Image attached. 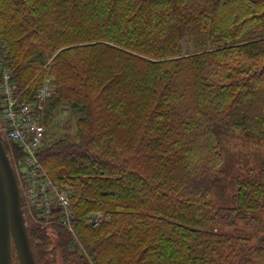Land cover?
Returning a JSON list of instances; mask_svg holds the SVG:
<instances>
[{"label": "trees", "instance_id": "1", "mask_svg": "<svg viewBox=\"0 0 264 264\" xmlns=\"http://www.w3.org/2000/svg\"><path fill=\"white\" fill-rule=\"evenodd\" d=\"M2 51L26 100L50 59L45 125L76 116L38 152L74 191L83 250L58 227L63 263L264 264V158L228 149L264 140V0H0Z\"/></svg>", "mask_w": 264, "mask_h": 264}, {"label": "built area", "instance_id": "2", "mask_svg": "<svg viewBox=\"0 0 264 264\" xmlns=\"http://www.w3.org/2000/svg\"><path fill=\"white\" fill-rule=\"evenodd\" d=\"M54 92V77L46 76L37 85L32 98L26 100L23 93L17 91L10 70L3 68L0 71V134L4 141L5 139L12 141L22 152L18 167L13 166L20 194L21 191H24L23 193L32 207L36 208L42 205L44 209L42 218L47 220H51L56 215L51 213L54 209V201L50 200V204H52L50 207L51 205L45 199L50 184H47L48 179L42 172L38 152L46 130L43 117L44 108ZM65 192L63 189L60 192L57 191L56 199L67 211L70 195ZM71 217L72 213L69 211L66 213V218L61 219L63 221L60 222L64 226L70 227ZM105 218L106 216L102 213L95 212L90 222L93 226H98Z\"/></svg>", "mask_w": 264, "mask_h": 264}, {"label": "rangeland", "instance_id": "3", "mask_svg": "<svg viewBox=\"0 0 264 264\" xmlns=\"http://www.w3.org/2000/svg\"><path fill=\"white\" fill-rule=\"evenodd\" d=\"M4 46V45H3ZM2 53H5V51H2L0 53V71L3 68H7L9 70V68L5 65V58L4 55ZM50 59H47L45 64L40 68V70L38 71V73L35 75V77H37L38 75L42 74V77L39 81V83H41V81L46 77V76H50ZM12 74V73H11ZM52 76V75H51ZM33 77V79L35 78ZM38 78V77H37ZM38 83V84H39ZM37 84V85H38ZM17 91L23 92L25 90V88L23 90H19V87H17V85L15 84ZM37 87V86H36ZM36 90V88H35ZM35 92V91H34ZM33 92V94H34ZM27 92H25L26 94ZM1 115V114H0ZM76 116L72 113H69V111L67 110H62L60 112L56 111L54 114H52L50 122L46 124V130H45V135H44V140L42 143V147H44L45 145L52 143L53 141H55L56 139H58L61 136H65L68 135L69 137H74L76 132H75V126H76V122L75 119ZM256 139L254 138H250L244 134H237L234 135L231 139H230V143L228 145V149L230 150V154H232V158H237L238 161H235V168L240 165V163L242 164H254V165H258L259 163L262 162V159L264 158V140H261V142H257L255 143ZM254 142V143H253ZM5 144V148L7 150V153L9 155V158L11 160V163L13 166H15L16 168L18 167L20 158H21V150L19 149V147L14 144L12 141L5 139L4 141ZM234 156V157H233ZM41 169L43 170L42 172L45 173L46 178L48 179L47 184L49 183V189L47 190V197L45 198L47 200V202L50 204V200L53 203L54 209L51 213H53L54 215H56L55 217L51 218V220H47L44 219L42 217H44V209L41 206H37L36 208L31 206L30 201H28L26 195L21 191V204H22V209H23V214H24V218L26 221V225H27V229L29 232V236H30V240H31V244L34 245V240L32 239L31 235H30V231H31V227L33 225H37L40 228H43V230L45 231V235H46V244H45V251H48L46 254V257L49 258V260L51 261H47L48 263L52 264V258H55L56 264H65L62 262V256H63V249L60 246V241H59V233H58V227L63 228L64 230H66L67 232H69L72 235V246L70 247V249L72 250H79L82 251L83 247L82 244L79 240V237L77 235L76 232V216L72 207V198L74 196V191L73 188L69 185H64L59 183V181L52 179L49 174L47 173L46 168L41 164ZM55 186V187H54ZM65 190L67 194L70 195V203L68 204L69 206L67 207V211L72 213V217L70 218V227H66L63 225V223H61L60 221H63L66 218V213H68L67 211H65L64 207L58 202V199H56L57 196V191L60 192V190ZM23 193V195H22ZM56 194V195H55ZM39 199V198H38ZM40 200V199H39ZM27 202V204H26ZM52 207V204H50ZM49 207V205H48ZM49 207V208H50ZM47 210V209H46ZM97 213H102L104 216H106L105 219H103V221L101 222V224H103L106 221H109L111 219V215L107 212L104 211H96ZM95 212H91L89 214H87L84 219H83V223L86 226H91V227H96L93 226V224L90 222V219L92 217V215ZM63 219V220H61ZM237 227L243 228L245 229V231L249 232L251 231V227H249L247 224H245L244 222H238L237 223ZM225 230L228 231H233V228H224ZM44 233V232H43ZM261 234V233H260ZM264 234V233H263ZM35 246V245H34ZM34 246L32 248H34ZM34 254L36 257V260L38 259L37 256V250L34 248ZM13 264H20L18 257L16 255V252L14 251V258H13ZM38 264V262H37Z\"/></svg>", "mask_w": 264, "mask_h": 264}, {"label": "water", "instance_id": "4", "mask_svg": "<svg viewBox=\"0 0 264 264\" xmlns=\"http://www.w3.org/2000/svg\"><path fill=\"white\" fill-rule=\"evenodd\" d=\"M37 264L15 171L0 134V264Z\"/></svg>", "mask_w": 264, "mask_h": 264}]
</instances>
